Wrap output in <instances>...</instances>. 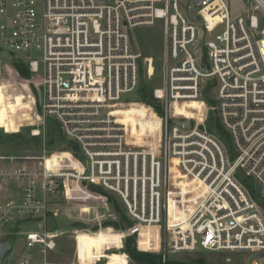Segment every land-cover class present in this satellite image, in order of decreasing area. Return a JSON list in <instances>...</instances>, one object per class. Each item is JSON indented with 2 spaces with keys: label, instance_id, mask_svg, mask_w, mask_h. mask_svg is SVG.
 I'll list each match as a JSON object with an SVG mask.
<instances>
[{
  "label": "built area",
  "instance_id": "obj_1",
  "mask_svg": "<svg viewBox=\"0 0 264 264\" xmlns=\"http://www.w3.org/2000/svg\"><path fill=\"white\" fill-rule=\"evenodd\" d=\"M249 1L251 13L233 16L232 0H0V54L40 79L41 128L31 134L51 120L69 143L57 153L66 159L0 156V235L32 224L24 246L38 247L50 264L62 234L47 230L51 205L85 200L95 187L118 199L135 225L164 227L169 255L264 254V0ZM156 21L165 78L151 92L157 108L143 107L159 125L141 131V118L122 114L136 105L125 101L140 75L130 33ZM205 93L222 135L200 127ZM193 103L201 110L188 109L191 117L177 113ZM185 120L188 130L176 125Z\"/></svg>",
  "mask_w": 264,
  "mask_h": 264
},
{
  "label": "rangeland",
  "instance_id": "obj_2",
  "mask_svg": "<svg viewBox=\"0 0 264 264\" xmlns=\"http://www.w3.org/2000/svg\"><path fill=\"white\" fill-rule=\"evenodd\" d=\"M182 5H186L188 0H182ZM233 16L248 15L253 9L249 0H232ZM261 16V15H259ZM210 24L213 18L207 17ZM261 20H264L261 18ZM264 29V21L260 23ZM130 41L134 53L140 55L139 66V84L136 90L126 97V103H135L131 105L127 117L136 116L141 118V131L144 128L156 129L159 120L151 111L145 107V102L140 97V89L148 96L154 88L163 85L165 78V37L163 33V23L156 21L152 27L135 28L130 33ZM36 59V56H32ZM152 59L153 70L147 72L148 61ZM18 66L24 68L28 74L22 75ZM148 73L151 75L149 76ZM39 76L30 72L26 63L18 61L6 53L0 54V156L1 157H24L41 156L42 154H54L52 159H66L67 155L57 154L68 150L67 143L58 133V129L53 121L48 120L44 131L40 136H33L32 130L39 129L38 118L40 117L41 87ZM208 93H205V100H208ZM201 128L208 132L217 134L214 125L217 121L216 108L214 103H205ZM187 109H178V114L183 113L191 117L188 109L193 111L201 110V106L193 103L185 105ZM150 113V114H148ZM172 115H175L174 112ZM177 119V118H176ZM155 123V124H154ZM41 128V127H40ZM158 130V128H157ZM91 195L85 200L79 198L81 194L68 200L60 198L54 201L49 211V220L47 221V230L49 232H62L56 238V247L48 252L46 260L50 264H76V241L75 237L89 239L94 236L97 242L94 250L87 255L89 263H93L97 257H107V261L112 263L116 255H122L116 247L119 246V240L123 241L127 237H133L138 251L161 255L162 261H174L185 264H251L258 260L264 264V254H245L230 252H211L199 249L194 253H184L179 255H169L164 249L166 244L165 228L151 229L135 225L126 215L121 203L114 196L99 194L93 187L90 188ZM97 195H101L98 197ZM104 197V198H103ZM110 197L115 201L119 214L110 201ZM53 213H57L54 217ZM120 216L126 220L121 223ZM127 218V219H126ZM120 223L119 229L115 228ZM30 223L19 224L10 228L4 235H0V242L7 241L13 246V251L3 260L2 264H12L17 259L27 258L34 264H42L43 258L39 248L26 249L24 246L23 232L31 229ZM155 239L157 242H155ZM117 248H115V247ZM140 249H144L141 251ZM163 249V250H162ZM79 257V248L77 242ZM104 250V253H102ZM119 252L115 254L113 252ZM125 254V253H124ZM80 260L85 264L86 260ZM106 261V259H105ZM106 261V262H107ZM127 261V260H126ZM104 261H102L103 263ZM106 262L104 264H106ZM134 264V263H132Z\"/></svg>",
  "mask_w": 264,
  "mask_h": 264
},
{
  "label": "trees",
  "instance_id": "obj_3",
  "mask_svg": "<svg viewBox=\"0 0 264 264\" xmlns=\"http://www.w3.org/2000/svg\"><path fill=\"white\" fill-rule=\"evenodd\" d=\"M18 70H19L20 74L27 76L28 72L24 68H21V66H18ZM139 94L141 95L140 97L143 99V102H145V103H147V101L151 100V98H152V93L150 96H148L144 93V91L142 89H140ZM207 103L210 104V103H212V101L208 100ZM158 113L161 114L162 111L158 110ZM214 128L217 130L219 135L223 134L222 129H221L218 121H216ZM93 188L95 190H98L99 192L103 193L100 189H97L95 187H93ZM110 201H112V203H114L113 205H114L115 209L117 210L116 212L119 214L118 207H117V205H116V203L112 197H110ZM119 218H120L121 223L125 224V222H126L125 218L123 216H120V215H119ZM120 226H121L120 223L116 224L115 228L119 229ZM123 248H124L122 251L123 253H120V254L123 255L125 253L129 257L130 261L134 264H185V263L174 262V261L163 262L161 255H152V254H148V253L138 251L136 248L135 241H134L133 237H127L123 241ZM140 250L144 251V249H140Z\"/></svg>",
  "mask_w": 264,
  "mask_h": 264
},
{
  "label": "bare ground",
  "instance_id": "obj_4",
  "mask_svg": "<svg viewBox=\"0 0 264 264\" xmlns=\"http://www.w3.org/2000/svg\"><path fill=\"white\" fill-rule=\"evenodd\" d=\"M150 69V71H152V68L150 67L149 68ZM149 71V72H150ZM151 73V72H150ZM130 110V109H129ZM128 110V111H129ZM127 113L128 112H122V114L123 115H125L126 117H127ZM128 118V117H127ZM129 119H131V118H129ZM133 119V118H132ZM153 131H156V129H154ZM157 133V132H156ZM175 218H177V216H175ZM79 241H78V248H79V258L81 259V260H86L87 259V255H89L93 250H94V248L96 247V241H95V239H94V236L93 237H91V238H89V239H85V238H79L78 239ZM120 240H119V246L117 245L116 247H121V244H120ZM113 253H115V254H119V252H113ZM124 255V254H123ZM101 257H103L102 255L101 256H99V257H97V258H101ZM96 258V259H97ZM106 258V261H107V257H105ZM105 261V262H106ZM126 263V259H125V257L124 256H121V255H116L115 257H114V261H112V263H110V264H125ZM81 264V263H80ZM106 264H109V262L107 261L106 262Z\"/></svg>",
  "mask_w": 264,
  "mask_h": 264
},
{
  "label": "water",
  "instance_id": "obj_5",
  "mask_svg": "<svg viewBox=\"0 0 264 264\" xmlns=\"http://www.w3.org/2000/svg\"><path fill=\"white\" fill-rule=\"evenodd\" d=\"M147 104H149V106L153 107L154 109L157 108V105L153 102H151V100L147 101ZM176 125L179 128H182L184 130H188L190 128V122L185 120V121H177ZM264 206V205H263ZM13 247L12 244L10 242L7 241H2L0 242V264H2L4 258L11 253Z\"/></svg>",
  "mask_w": 264,
  "mask_h": 264
},
{
  "label": "crops",
  "instance_id": "obj_6",
  "mask_svg": "<svg viewBox=\"0 0 264 264\" xmlns=\"http://www.w3.org/2000/svg\"><path fill=\"white\" fill-rule=\"evenodd\" d=\"M97 243V242H96Z\"/></svg>",
  "mask_w": 264,
  "mask_h": 264
}]
</instances>
